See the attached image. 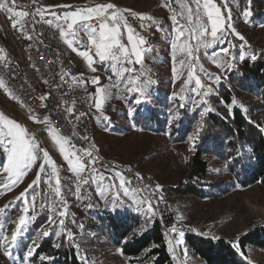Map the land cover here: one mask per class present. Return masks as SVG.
<instances>
[{
    "label": "rangeland",
    "instance_id": "rangeland-1",
    "mask_svg": "<svg viewBox=\"0 0 264 264\" xmlns=\"http://www.w3.org/2000/svg\"><path fill=\"white\" fill-rule=\"evenodd\" d=\"M37 2L40 7L47 8L48 11L56 12L61 15L64 11L74 10L75 7L78 6H94L96 3L103 2H112L120 8L130 9L131 12L126 13L129 25L135 30L136 34H139L147 42H150L149 48H151L152 51L145 53L143 66L140 64L127 65L126 63L124 66L135 67L139 71L150 69V73L142 75L141 80L143 81L150 78L157 84L161 83L164 91H167V93L170 94L169 101L172 104L181 100L180 95H183L185 98L181 101L189 104L193 110H198L197 112L200 117L204 108L209 106V103L207 105L200 103L201 97L197 95V92H201L204 89H196L194 79L185 84L189 69L180 65V61L185 59V55L176 53L175 59H173L174 52L171 47L173 37L170 34L174 33V25L171 20V15L173 8L177 11L180 10L179 5L175 0H171V7L168 6L169 2L166 0H37ZM187 2L191 4V0H187ZM215 2L218 4L217 1ZM220 4L221 6L223 5L221 10L225 15L227 10L231 9L232 19L228 23L236 28L237 32L244 37V40L241 41L239 36L229 31L226 32L225 35L226 37L229 35L230 40L227 38L223 43L215 44L213 48L207 50L208 55H205V50L203 48H201L198 53H194V55L199 56L198 61H193L197 64L196 75L201 77V81L206 86L212 85L214 88L213 93L208 97L217 94L220 91L221 82L226 80L230 74L229 71L241 62L239 56L249 55V45L252 44L253 39L255 40V45L259 48H264V28L251 32H249V29H242L245 26H249V17L251 16L250 9H247L249 15L245 18L243 16V11L239 12L237 10L239 0H227L226 8L222 0H220ZM66 5L72 7H64ZM9 7H12V5L9 4ZM17 11H22L20 3H16L14 12ZM132 13L143 14L145 17L151 16L156 23L147 19L141 20L138 16L132 15ZM45 18L50 19L51 17L45 16ZM97 22L99 24L98 20ZM183 22L184 21H181V23ZM121 31L123 33L121 36L122 42L127 44L126 29L122 28ZM68 38L64 37L65 43ZM192 43L195 44V41H192ZM0 46H8L12 49L13 53L15 51L17 52L12 40H5L0 37ZM66 46L67 53L72 56L80 66L81 72L86 81L84 86L87 87L90 101L93 106L91 117L94 132L103 153L120 163L132 165L142 173L153 174L159 181V185L162 186L160 190L163 192V195L165 194L169 196V200L171 204H173V210L175 209L174 211L177 219L179 216H183L181 223L185 225V235L186 231H196L200 233L207 232L208 235L214 237L238 241L241 235L250 231L252 228L258 225H264V186L260 183L248 186L239 185L229 171L228 164L217 158L212 159L209 164L211 170L209 180L213 185L216 184L215 194L206 196L203 199L194 198L193 196H180L175 199L169 194V192H167L168 190L165 191L164 188L168 186L179 187L183 182H187V172L185 168L186 159L188 158L187 147L183 144H176L171 140L170 133L172 132V129L170 124L173 122L171 118L168 120L166 129L160 133H155L145 127L136 125L134 117L137 114L135 111L140 110V112H142L143 109H138L137 107L139 104H136L135 101L139 99L142 102L143 97L138 93H132L133 95L130 98L127 97L128 95L124 96L122 94L120 89L123 87V84H121L120 77L111 70L110 61L101 63L99 62V58L94 56L96 63H94L92 67H95L97 70L95 72L91 70L87 61L79 55V52L81 51L90 50L94 52L90 41H88L83 32L79 34V38L74 41L72 47H69L67 43ZM224 47H229L228 54L221 53V49ZM73 48H76L77 50L73 51ZM214 54L219 55L220 57L217 63H213L212 60L209 59V57ZM253 54H255L257 58L259 57L258 51L251 53V55ZM233 56L236 58L232 59ZM229 60L233 65L232 67L227 66V61ZM218 63H224L225 66L222 68L218 67ZM200 65L203 66L204 71L200 69ZM207 73L212 74L211 79ZM127 75L128 74L125 73L126 77ZM217 75L220 76L219 83L215 80ZM93 77H99L98 85L91 84V78ZM114 82L120 87L113 88ZM98 87L112 88V97L106 101L102 110H98L94 107L97 99ZM182 87L185 89L183 93L180 92ZM155 88H157V86ZM243 95L245 98L243 100L241 98L234 99L236 101L235 105L239 106L252 122L264 127V104L259 97L245 95L244 93ZM122 96L125 98H121ZM150 96L151 95L149 94L146 99H149ZM206 100L208 101V99ZM0 105L9 115L5 114L2 110H0V112L9 116V118H11L10 114L20 115V112L9 102H6L1 96ZM235 105H232L231 103L226 106L222 105L220 108L230 113ZM158 108L159 110H163L161 102L158 103ZM101 111H103L104 116L110 118V123L102 119H97V116ZM140 115L141 114L139 113L138 118H141ZM31 121L41 126L42 130L40 132V137L37 140L39 141L40 146L49 152L52 160L55 161L58 168L61 178V195L68 205L67 214L64 217L65 228L74 233V241H76L78 237L80 245L88 250L86 252L90 255V264H140V261L137 262L134 259L125 257L121 248L114 244L107 234L103 233L101 216H105V212L113 211L111 205L100 196L97 190L96 180L94 182L95 196L100 211L97 213L93 212V214L90 215H80L79 218L76 217L78 212L73 204L74 195H72V193L75 192V182L78 178L69 170V165L67 161L64 160L63 154L59 152L58 146L52 141L46 130L47 125L37 123L33 119H31ZM17 122L23 124L21 121ZM0 153L5 155L4 165H6L7 154L2 148H0ZM41 162L42 160L38 158L36 164L33 165L32 169L28 171L27 175L24 176L21 182L15 187L11 189L0 188V208L5 209V212L3 213V220L5 222L4 231L9 236L15 228L14 223H11V221H18L19 216L23 214V200H16V197L28 188V185L31 184L33 179H35ZM45 168L46 170H50V165H45ZM0 172L2 173L0 175V185L7 184V174L3 172V168ZM117 173L120 172L116 170L107 171L103 174L104 180L99 181L101 186L105 188L109 185H115V187H113L108 193L109 198H111L116 192L123 193V188L119 187L120 176L117 175ZM40 175V184L34 186L33 189H29L28 193V196L30 197L34 191L40 192V197H38L36 201V210L39 212V215L37 216V219L29 225L28 230L18 238L17 246L12 249L13 257L15 259L4 255V249L3 247H0V264H22L26 255V250L32 246V241L41 230H51L53 234L49 236H52L55 240V244L59 243L60 239H63L66 236V234H62V236L57 239L54 235V232L59 231L60 229L58 222L56 225L50 224V218L55 217L53 216L51 209L48 207L47 202L44 200V193L49 191L46 182L47 176L44 173H41ZM123 177L127 181L124 175ZM126 186L129 187L128 184H126ZM129 189L131 190L132 188L129 187ZM144 197L145 196L139 192L128 197L121 195L123 206L119 209L137 215L145 224L144 214L137 213L133 206L135 199H142ZM41 203L45 204V207L42 210L40 209ZM59 210L63 209L61 208ZM95 210L98 209L96 208ZM32 214L30 208L28 215ZM80 224H83L84 226L82 229L79 227ZM80 235L87 237L81 238ZM41 242L42 241H40V243ZM85 242H88V245H83ZM181 248H186L188 254L185 258L181 253L180 260L175 259L176 264H182V262L183 264H205V262L196 255L193 249L187 244L185 236L184 244ZM177 251L180 252L179 249ZM41 255L48 256L46 254ZM36 258L38 259L36 260ZM247 260L251 264H264V250L248 247ZM43 262L44 261L39 260V256L36 257V254L32 258H29V264H43Z\"/></svg>",
    "mask_w": 264,
    "mask_h": 264
},
{
    "label": "snow or ice",
    "instance_id": "snow-or-ice-1",
    "mask_svg": "<svg viewBox=\"0 0 264 264\" xmlns=\"http://www.w3.org/2000/svg\"><path fill=\"white\" fill-rule=\"evenodd\" d=\"M225 8L227 7V0H222ZM251 3V0H248ZM33 4L37 3V0H32ZM176 3L179 5V11L172 9L171 20L174 25V33L172 35L171 47L173 49L175 59V54L180 53L185 55V59L180 61L181 66H185L189 69L188 77L185 81V84L195 80L196 89H204L201 92H197V95L201 97L200 103L207 105L208 101L204 98L208 97L213 93L214 88L212 85H205L201 81V77L196 75L197 64L193 61H198L199 56L194 55L198 53L201 48L205 50V55H208L207 50L213 48L217 43H223L227 37L226 32L235 33L240 37V40L243 41L244 37L237 32L236 28L233 27L230 23L232 19L231 9L227 10V13L222 12L221 7L215 2V0H191V4L187 0H176ZM9 4L12 7H9ZM169 7H171V0H169ZM16 7V0H0V10H3L7 13L13 14L12 18V27L18 28L22 36H25L28 40H32L33 36L29 34L28 29L25 26V18L31 15L32 31H35V25L43 22L47 25L53 26L59 29L60 34L65 37H71L66 39V43L69 47L73 46L75 40L79 38V34L83 32L88 41H90L94 52L90 50L81 51L79 55L83 57L91 70L95 72L97 69L92 67L96 61L94 56L99 58V62L103 63L110 61L111 70L121 79L123 87L120 89L121 92L127 93H138L142 97L149 95L148 88L155 81L150 78L146 80H141L142 75H147L150 73V69H144V71H139L135 67H125L127 65L140 64L143 66L145 53L152 51L151 48L143 47L146 45L147 41L135 33V30L129 25L127 16L125 13L131 12L130 9L120 8L118 5L112 2H103L96 3L94 6H78L74 10L64 11L63 14H58L56 12H50L47 8L37 6L35 10L31 13L28 11H19L14 12ZM64 7L71 8L72 6L66 5ZM134 16H138L141 20L147 19L153 21L151 16L145 17L143 14L132 13ZM249 12L247 9L243 11V16L247 18ZM45 16H50V19H45ZM39 17V20L36 18ZM96 19L99 21V26L92 24V20ZM181 21H184L181 23ZM247 22V20H246ZM227 23V27H226ZM159 26V25H157ZM126 29L127 32V41L128 43L122 42L121 29ZM38 38V37H37ZM195 41V44L192 43ZM42 42V41H41ZM76 48H73V51H76ZM221 53L228 54L229 47H224L221 49ZM219 55L210 56L209 59L213 63H217L219 60ZM236 57L233 56L232 59ZM244 55H240L239 59L243 60ZM252 60H256L257 56L255 54L250 57ZM0 64L6 68L8 65L6 63V55L4 50L0 48ZM218 67H224V63H218ZM227 66L232 67L231 61H227ZM35 67V65H33ZM200 69L204 71L203 66L200 65ZM176 70V69H174ZM39 71V69H37ZM127 73V77L125 76ZM68 75L63 69L59 74L60 80L63 83H67L64 77ZM209 78H212L211 73H207ZM72 80L74 83H78L80 86H83L86 81L81 75L79 78L73 76ZM217 83L220 81V76L215 77ZM45 84L48 82L45 80ZM99 77L91 78V84L98 85ZM114 87L119 88V85H113ZM56 87H62V85H56ZM0 88L8 91L9 95H12V98L15 100L16 96L9 90L6 80L0 76ZM185 91L184 87L180 89V92ZM112 97V88L111 87H98L97 89V99L94 107L98 110H102L106 101ZM125 98V97H121ZM185 97L180 95V99L183 100ZM41 100H46V96H41ZM136 104H140L141 100L137 99ZM236 101H232V105H235ZM42 107L47 108V105H42ZM183 107V105H181ZM231 107V105H230ZM214 109L211 106L204 108V111L201 113V118L205 113L213 111ZM67 112L71 114L73 108L69 107ZM87 113L80 112L76 117V120L79 121L81 117H85ZM37 123L47 125V132L49 133L52 141L58 146L59 152L63 154L64 160L67 161L69 165V170L75 174L78 178L75 187V192L72 195L76 196L78 199L83 200L85 196L81 195V188L83 185L89 183L90 179H95L97 181V190L100 196L106 200L108 204L111 205L112 211L116 212L120 207L123 206L121 200V195L128 197L137 192H148L149 196H145L142 199H135L134 209L137 213H143L145 216L146 224H150L156 216V210L154 204L152 203L151 196L155 194V189H161L162 186L156 185L155 189L150 188L148 185H145L143 188L139 189H129L126 186L129 182L125 180L122 173H117L120 176L119 187L123 188V193L116 192L111 198H109L108 193L110 190L115 187V185H109L107 188L101 186L99 181L104 180L102 174H97L98 170L95 167V164L98 160V157L93 155V151L89 149H76V146L70 142V138L63 136L59 133V130L51 124L49 116H44L42 118H37L36 115L31 117ZM179 118V113H176L171 116V120L175 121ZM97 119H102L110 123V118L104 116L103 111L99 113ZM69 123H72L69 121ZM202 126V124H201ZM73 127L75 125L73 124ZM199 132L195 133L190 139L195 140ZM73 135H76L74 132ZM80 139L87 141L89 138L87 136L80 137ZM0 148L7 154V164L0 165L3 168V172L7 174L8 183L0 185V188L11 189L15 187L18 183L21 182L22 178L27 175L28 171L32 169L33 165L36 164L38 158L42 160L39 164V171L36 174L35 179L32 180L31 184L28 185L24 191L16 197V200H23L24 207L22 208V213L18 221H11L14 223L15 228L11 232V235L5 233L4 227L5 222L3 220V213L5 212L4 208H0V247L4 249V255L8 257H13L12 249H14L18 244V238H20L27 230L29 225L37 219L39 212L36 210V201L40 197L39 191H34L29 197V189H33L34 186H38L41 182V173H44L47 176V185L49 191L44 193V200L47 202L48 207L51 209V212L55 218H50V224L56 225L58 222L59 231H55L54 235L59 239L62 234H66L68 240L71 242L74 238V233L65 228L64 217L67 214V202L61 195V178L58 172L57 165L55 161L52 160L49 152L43 149L40 146L39 141L36 136L31 133L23 124L17 122L16 119L9 118L3 112H0ZM95 146H92L94 149ZM80 153L79 155L77 153ZM87 158L88 164L86 165L84 159ZM45 165H50V170H46ZM87 171L90 174L87 178L79 180V177L82 173ZM139 175V174H137ZM54 182V183H53ZM164 197L159 196V200H163ZM7 207V205H6ZM45 204H40V209H44ZM32 210V215H28L29 210ZM63 210H59V209ZM183 216L178 217V221L175 224H172L169 231L165 233L168 239L169 251L173 254V259L180 260V254L186 258L188 250L186 248H181L184 244L185 225L181 223ZM79 227L82 229L84 226L80 224ZM147 229H142L146 231ZM192 230V229H189ZM53 234L51 230H41L37 233L35 239L32 241V246L26 250V255L22 264H29V258H32L37 249L40 247V241L44 238H47L49 235ZM173 234L175 236L173 237ZM202 235L207 236V232H202ZM214 239H219V237H213ZM61 243H56L55 247H61ZM234 247H239L238 243L233 245ZM75 247L79 249L81 245L79 243L75 244ZM158 247V245H153L152 248ZM152 248L145 250L144 256L140 258V264H154L155 257L151 256ZM180 250L178 252L177 250ZM242 254V253H241ZM13 259H15L13 257ZM53 258L50 256H39L40 261H51ZM183 264V262H182Z\"/></svg>",
    "mask_w": 264,
    "mask_h": 264
},
{
    "label": "trees",
    "instance_id": "trees-1",
    "mask_svg": "<svg viewBox=\"0 0 264 264\" xmlns=\"http://www.w3.org/2000/svg\"><path fill=\"white\" fill-rule=\"evenodd\" d=\"M215 1L220 7L223 6L220 0ZM237 8L239 12L245 9H250L251 12L249 26H245L243 30L249 29L251 32L264 28V0H251V3L248 0H239ZM229 37L228 35L227 38L230 40ZM254 42L253 39L249 45V55L235 65L229 71L228 78L221 82L220 91L206 98L208 105L214 110L205 113L203 120L198 115V110H193L189 104L181 100L172 104L169 101L170 94L164 91L161 83L151 84L148 89L150 98L143 97L137 107L143 111H135L136 125L155 133L166 129L172 114L179 113V118L170 124L172 129L170 138L176 144L187 147L188 158L185 165L187 182H183L179 187L164 188L173 198L193 196L203 199L215 194L216 184L213 185L209 180L211 171L209 164L215 158L228 164L229 171L239 185L260 183L264 186V127L252 122L239 106L235 105L230 113L220 108L222 105L231 104L235 98L245 99L243 93L259 97L264 104V48H259ZM254 51L259 53L256 60L250 58ZM114 85L117 84L114 82ZM85 88L87 89L86 86ZM122 94L128 95L129 98L133 95L127 92ZM158 101L162 103L163 110H159ZM139 113L141 118H138ZM197 131L199 134L195 140L190 139ZM4 163L5 155L0 153V165ZM75 199L76 196L73 204L78 212L77 218L100 211V208L98 210L91 208L83 212L76 206ZM101 217L103 233L121 248L125 257L138 262L144 256L145 250L155 244L158 247L152 248L150 253L156 258L154 264H176L168 248L169 238L165 236L163 224L157 215L150 224H144L137 215L120 209L116 212H105V216ZM145 228L147 230L142 231ZM66 237L60 239L59 243L62 246L59 248L55 247L52 236L44 238L37 249L36 257L46 254L53 258L51 261H44L43 264H90V255L86 252L88 250L82 246L79 249L75 247V244L80 242L79 238L76 236L78 241L70 242ZM213 237L196 231H186L185 240L205 264H251L247 260V248L264 250V225L252 228L241 235L238 241ZM235 243H238V248L233 246ZM83 245H88V242Z\"/></svg>",
    "mask_w": 264,
    "mask_h": 264
},
{
    "label": "built area",
    "instance_id": "built-area-1",
    "mask_svg": "<svg viewBox=\"0 0 264 264\" xmlns=\"http://www.w3.org/2000/svg\"><path fill=\"white\" fill-rule=\"evenodd\" d=\"M16 3H22V11L29 13L40 6L38 2L33 4L32 0H16ZM12 18L5 17V11L0 10V37L5 40H13L17 45V52H14L15 58L11 61V66L5 68L0 64V74L5 76L8 88L16 96V99L14 100L12 95H9L8 91L3 88H0V96L20 112V115L10 114V117L23 122L24 126L36 136V129L42 128L33 123L31 117L36 115L37 118H42L47 115L51 124L59 130L61 135L69 137L76 149L93 151V155L98 157L95 164L98 170L97 174L103 175L107 171L116 170L123 175H132V182L128 183L132 189L143 188L145 185L155 189L157 184L151 183L148 179L140 178L133 172L132 166L114 161V158L104 154L103 151L92 149L89 139L87 141L80 139V137L87 136L86 116L92 115L93 106L85 86H80L72 80L73 76L79 78L83 74L75 59L67 53L66 43L59 29L40 22L35 25V31H32L31 15L26 17L25 26L35 40V47H27L25 44H20V30L12 27ZM36 19L39 20V17ZM92 24L99 26L96 19L92 20ZM62 69L68 73L64 77L67 83L60 80L59 74ZM45 80L48 82L47 84L44 83ZM56 85H62V87H56ZM41 96H46L47 99L41 100ZM45 104L47 108L42 107ZM69 107L73 108L71 114L67 112ZM0 110L8 114L1 105ZM80 112H85L87 115L77 121L76 117ZM74 132L76 135H73ZM39 137L36 136L37 139ZM84 162L86 165L88 164L87 158L84 159ZM89 175L86 167L79 180H83ZM94 180L90 179L88 184L82 186L85 199H76L78 208H82V202H88L89 192L95 191ZM139 193L149 196L148 192ZM159 196V192L155 189V194L151 196V199L156 215L162 218L163 229L166 233L172 224L177 223V219L176 216L170 215V210L167 209L163 200H159ZM174 236L175 234H173Z\"/></svg>",
    "mask_w": 264,
    "mask_h": 264
},
{
    "label": "bare ground",
    "instance_id": "bare-ground-1",
    "mask_svg": "<svg viewBox=\"0 0 264 264\" xmlns=\"http://www.w3.org/2000/svg\"><path fill=\"white\" fill-rule=\"evenodd\" d=\"M20 6L22 8V3H20ZM5 17H13V14H10V13L5 12ZM30 35H32V34H30ZM19 38H20V44H25L27 47H35L34 36H33V39L32 40H28L27 38L23 37L21 35L20 31H19ZM12 42H13L16 50H17L16 43L13 40H12ZM149 43L150 42H147L146 43V48H149L150 47V44ZM6 63H7L8 66H11V63H9L7 61H6ZM0 76H2L6 80L5 76H3L2 74H0ZM41 130L42 129H36V136H40ZM86 135L89 138L90 146L92 147L94 145L95 146L94 150L102 151V149L100 148V145L98 143V140H97V138L95 136L94 127H93V121H92L91 115H87L86 116ZM114 161H117V160L114 159ZM130 166H132V165H130ZM133 172L136 175L139 174L138 176L140 178L150 180L151 183H155L157 185L160 184L159 181L157 180V178L153 174H150V173H142L141 171L137 170L135 167H133ZM124 176L126 177V179H127L128 182H132V175H124ZM94 182H95V180H94ZM157 192H159V195L160 196L162 195L164 197L163 201L165 202V205L167 206V209L170 210V215L171 216H176L175 215V211L173 210V206H172L171 202L169 201V199L163 195V192H161L160 189H157ZM81 195L84 196V192L82 191V189H81ZM76 199H78V198L76 197ZM98 207L99 206H98L97 199H96V196H95V191H90L89 192V196H88V202H82V208H80V210H82L83 212H86L88 209L89 210L91 208H95V209L97 208L98 209ZM176 219H177V217H176ZM160 220L162 222V218H160Z\"/></svg>",
    "mask_w": 264,
    "mask_h": 264
},
{
    "label": "crops",
    "instance_id": "crops-1",
    "mask_svg": "<svg viewBox=\"0 0 264 264\" xmlns=\"http://www.w3.org/2000/svg\"><path fill=\"white\" fill-rule=\"evenodd\" d=\"M9 46V45H8ZM8 46H5V47H1L0 46V48H2L3 50H4V54L6 55V61L7 62H9V63H11V61H13L14 60V58H15V55H14V53H13V51H12V49L11 48H9ZM12 46V45H11ZM15 51V50H14ZM16 52V51H15Z\"/></svg>",
    "mask_w": 264,
    "mask_h": 264
},
{
    "label": "water",
    "instance_id": "water-1",
    "mask_svg": "<svg viewBox=\"0 0 264 264\" xmlns=\"http://www.w3.org/2000/svg\"><path fill=\"white\" fill-rule=\"evenodd\" d=\"M125 15H126V13H125ZM127 16V15H126Z\"/></svg>",
    "mask_w": 264,
    "mask_h": 264
}]
</instances>
